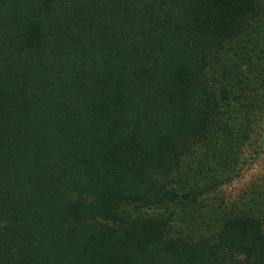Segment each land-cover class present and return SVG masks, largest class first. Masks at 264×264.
<instances>
[{
  "label": "trees",
  "instance_id": "trees-1",
  "mask_svg": "<svg viewBox=\"0 0 264 264\" xmlns=\"http://www.w3.org/2000/svg\"><path fill=\"white\" fill-rule=\"evenodd\" d=\"M263 121L264 0H0V264H264Z\"/></svg>",
  "mask_w": 264,
  "mask_h": 264
},
{
  "label": "rangeland",
  "instance_id": "rangeland-1",
  "mask_svg": "<svg viewBox=\"0 0 264 264\" xmlns=\"http://www.w3.org/2000/svg\"><path fill=\"white\" fill-rule=\"evenodd\" d=\"M262 134H264V121L259 125V135ZM255 149L257 147L246 150L241 175L227 176L224 185L214 195L208 194L205 197V200H209L207 203L216 202V205H224L230 209L234 201L246 204L253 189L264 190V144L260 156L254 161Z\"/></svg>",
  "mask_w": 264,
  "mask_h": 264
}]
</instances>
